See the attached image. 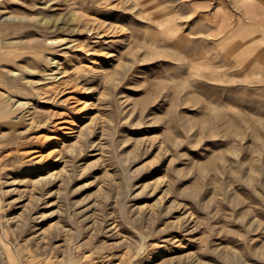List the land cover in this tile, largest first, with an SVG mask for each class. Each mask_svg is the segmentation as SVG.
<instances>
[{
    "label": "rangeland",
    "instance_id": "374dc122",
    "mask_svg": "<svg viewBox=\"0 0 264 264\" xmlns=\"http://www.w3.org/2000/svg\"><path fill=\"white\" fill-rule=\"evenodd\" d=\"M212 9L0 0V264H264V51Z\"/></svg>",
    "mask_w": 264,
    "mask_h": 264
},
{
    "label": "crops",
    "instance_id": "0c3cea01",
    "mask_svg": "<svg viewBox=\"0 0 264 264\" xmlns=\"http://www.w3.org/2000/svg\"><path fill=\"white\" fill-rule=\"evenodd\" d=\"M198 5L205 15L213 8L208 14V41H234V44L243 41L245 51L258 47L257 52L264 51V0H198ZM233 45L229 46L230 52Z\"/></svg>",
    "mask_w": 264,
    "mask_h": 264
}]
</instances>
